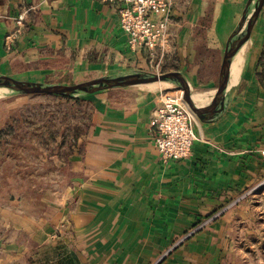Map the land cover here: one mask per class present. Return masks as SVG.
<instances>
[{
  "label": "crops",
  "instance_id": "0c3cea01",
  "mask_svg": "<svg viewBox=\"0 0 264 264\" xmlns=\"http://www.w3.org/2000/svg\"><path fill=\"white\" fill-rule=\"evenodd\" d=\"M248 1L173 0L167 39L151 55L130 49L117 6L0 0V75L78 85L178 71L207 110ZM24 11L26 27L7 45ZM246 48L229 110L210 123L195 116L198 140L186 160L164 163L155 148L150 122L161 90L86 97L91 127L68 157L59 194L43 202L44 214L0 203V264H236L241 246L264 253V8Z\"/></svg>",
  "mask_w": 264,
  "mask_h": 264
},
{
  "label": "rangeland",
  "instance_id": "374dc122",
  "mask_svg": "<svg viewBox=\"0 0 264 264\" xmlns=\"http://www.w3.org/2000/svg\"><path fill=\"white\" fill-rule=\"evenodd\" d=\"M149 87L180 91L170 82ZM92 121V103L85 98L0 94V203L18 202L17 211L44 214L43 202L51 201L59 194L55 189L64 186L68 157ZM252 251L241 246L235 263L264 264V253Z\"/></svg>",
  "mask_w": 264,
  "mask_h": 264
},
{
  "label": "built area",
  "instance_id": "2783aa9c",
  "mask_svg": "<svg viewBox=\"0 0 264 264\" xmlns=\"http://www.w3.org/2000/svg\"><path fill=\"white\" fill-rule=\"evenodd\" d=\"M118 7L120 26L133 51L147 50L151 55L168 36L173 0H96ZM27 11L16 18L17 29L7 45L15 42L26 27ZM165 44V43H164ZM195 116L183 99L182 91H161L159 105L150 126L155 132V148L164 163L188 159L198 140ZM264 157V150L260 153Z\"/></svg>",
  "mask_w": 264,
  "mask_h": 264
},
{
  "label": "water",
  "instance_id": "95a60500",
  "mask_svg": "<svg viewBox=\"0 0 264 264\" xmlns=\"http://www.w3.org/2000/svg\"><path fill=\"white\" fill-rule=\"evenodd\" d=\"M264 0H249L243 12L242 19L237 25L228 43L223 65V86L212 108L201 110L193 100L189 84L184 75L178 71L168 73L134 72L111 77H103L78 85L48 84L22 81L10 76L0 75V92L10 95H44L61 98H86L100 92L113 89L135 88L146 85L170 82L178 86L183 93V99L203 123L220 119L229 110L236 94L237 85L231 86L233 66L242 50L251 39L254 27L263 11Z\"/></svg>",
  "mask_w": 264,
  "mask_h": 264
},
{
  "label": "bare ground",
  "instance_id": "6f19581e",
  "mask_svg": "<svg viewBox=\"0 0 264 264\" xmlns=\"http://www.w3.org/2000/svg\"><path fill=\"white\" fill-rule=\"evenodd\" d=\"M246 49L247 48L245 47L242 50V52L240 53V56L238 57L236 63L233 66V77H232V80H231V86L237 85L239 83V78H240V75H241V72H242V69H243V65H244L245 53L247 51ZM239 60H240V62H239ZM164 83L165 84H169L168 82H164ZM0 94H2V93L0 92ZM195 98H196V100H198L197 97H195Z\"/></svg>",
  "mask_w": 264,
  "mask_h": 264
}]
</instances>
